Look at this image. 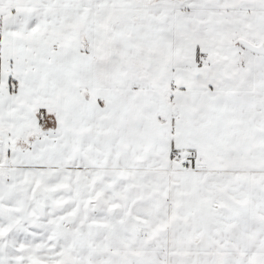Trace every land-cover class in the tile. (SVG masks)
Wrapping results in <instances>:
<instances>
[{
  "label": "snow or ice",
  "instance_id": "snow-or-ice-1",
  "mask_svg": "<svg viewBox=\"0 0 264 264\" xmlns=\"http://www.w3.org/2000/svg\"><path fill=\"white\" fill-rule=\"evenodd\" d=\"M0 264H264V0H0Z\"/></svg>",
  "mask_w": 264,
  "mask_h": 264
}]
</instances>
